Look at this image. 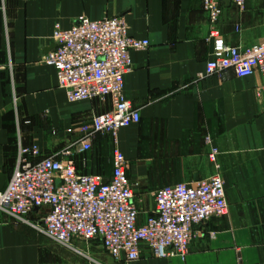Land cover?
I'll list each match as a JSON object with an SVG mask.
<instances>
[{"label": "crops", "instance_id": "0c3cea01", "mask_svg": "<svg viewBox=\"0 0 264 264\" xmlns=\"http://www.w3.org/2000/svg\"><path fill=\"white\" fill-rule=\"evenodd\" d=\"M222 5L227 43L246 47L264 39V0H248L244 11L231 0ZM117 16L129 36L150 42L131 51L124 77L141 121L116 139L98 135L90 150L79 151L83 125L109 110L110 101L70 102L44 57L53 51L57 24L68 29L81 17ZM210 30L204 0H0V193L21 147L37 146L35 161L71 152L79 173L106 181L118 148L130 162L137 199L147 202L141 210L150 213L159 188L214 175L215 149L229 206L203 226L185 258H156L144 248L132 262L114 260L100 241L108 255L101 260L92 258L95 246L83 247L88 256L59 247L33 225L0 213V264H264V78L233 70L201 77L213 53ZM42 216L35 210L28 218L41 223Z\"/></svg>", "mask_w": 264, "mask_h": 264}, {"label": "built area", "instance_id": "2783aa9c", "mask_svg": "<svg viewBox=\"0 0 264 264\" xmlns=\"http://www.w3.org/2000/svg\"><path fill=\"white\" fill-rule=\"evenodd\" d=\"M231 1L242 11L247 7L248 0ZM204 7L213 53L201 77L233 70L241 78L260 71L264 78V39L246 47L227 43L220 30L222 0H204ZM53 39L56 47L44 62L55 67L58 85L69 101H110L109 110L83 125L79 151L90 150L98 135L116 139L121 129L141 121L139 110L125 96L124 77L132 69L131 51L147 48V39L129 36L121 16L81 17L68 29L57 24ZM65 154L69 157L35 161L39 148L21 147L8 186L0 193V213L30 223L28 215L41 210L42 222L33 226L51 239L66 244L74 239L100 241L110 257L126 262L138 260L144 248L156 258H185L192 242L203 235V226L228 213L215 149L210 158L217 172L195 184L159 188L153 193L155 208L144 220L129 175L130 162L121 150L115 149L113 173L107 181L98 174L79 173L71 152Z\"/></svg>", "mask_w": 264, "mask_h": 264}, {"label": "rangeland", "instance_id": "374dc122", "mask_svg": "<svg viewBox=\"0 0 264 264\" xmlns=\"http://www.w3.org/2000/svg\"><path fill=\"white\" fill-rule=\"evenodd\" d=\"M235 5V4H234ZM236 6V5H235ZM242 11V10H241ZM214 163V162H213ZM142 206H143V209H144V206L147 205V202L143 201L142 203ZM145 204V205H144ZM144 211V210H143ZM147 214H149L147 211H144L141 215V220H142V217H145L147 216ZM14 219V218H13ZM16 221V220H15ZM29 224L33 225L32 222H30ZM59 247H63V248H70L76 252H79V253H83V255L85 256H88L86 253H88V250H85L83 249V247H90V246H95L97 247L96 251H95V255L93 254L92 258H95V259H102V258H108V255H106L103 251H100V249L98 248L99 245L97 243L96 240H93V241H84L82 239H74L70 244H66V243H60L58 241H55L54 239H52ZM80 247V248H78Z\"/></svg>", "mask_w": 264, "mask_h": 264}, {"label": "water", "instance_id": "95a60500", "mask_svg": "<svg viewBox=\"0 0 264 264\" xmlns=\"http://www.w3.org/2000/svg\"><path fill=\"white\" fill-rule=\"evenodd\" d=\"M55 47H56V44L52 45L51 47H49L48 51H52L53 49H55Z\"/></svg>", "mask_w": 264, "mask_h": 264}]
</instances>
